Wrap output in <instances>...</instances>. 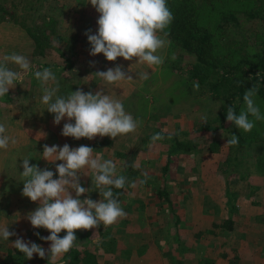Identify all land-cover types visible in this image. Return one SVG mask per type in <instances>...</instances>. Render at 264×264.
<instances>
[{
  "label": "rangeland",
  "instance_id": "1",
  "mask_svg": "<svg viewBox=\"0 0 264 264\" xmlns=\"http://www.w3.org/2000/svg\"><path fill=\"white\" fill-rule=\"evenodd\" d=\"M89 2L90 0H42L43 5L36 9L33 7V3L36 6L39 4L36 0H0V15L3 13L1 7L9 11L7 14L4 13L8 19L0 20V63H5L4 56L17 53L25 55L32 66L30 71L23 73L17 65L6 62L9 68L23 74V79L10 87L9 98L3 101L0 98V122L6 124L5 134L16 138L17 143L8 151H13V147L24 143L28 137L27 133L30 136L33 133L41 135L43 140L37 141L38 146L36 140L30 141V165H39L41 169L47 167L55 172V164L62 163V161L54 163L42 158L45 144L60 145V142L67 143L73 148L87 143L94 149V155L98 154L103 159L113 160L121 170L120 173L124 171L127 164L136 168L126 172L128 180L124 189L126 193L119 197L121 206L127 213L126 218L120 219L111 226L105 227L101 223L98 228H94L95 233L102 232L107 238L105 245L104 238L100 235L89 244L93 250H100L101 264H204V258L212 264H217V258L219 264L232 261L223 255L221 247L217 251V228L212 225L214 221H217V196L222 193L220 185L225 186V175H217V171L221 172L225 157L230 152V145L224 146L228 136L235 134L228 122L225 128L218 129L217 126L220 127L223 122L220 111L227 112V108L232 106V103L212 100L211 97L203 94L209 85L199 84V90H194L193 83L196 80L191 81L192 92L197 93L196 97L192 94L191 97L183 95L188 88L187 84L174 82L178 79L183 81V79L176 75V73L179 74L176 70L173 74L162 71L163 64L149 67L146 63H135L137 62L135 59L126 61L123 57H119L116 61H108L102 53L96 56L90 55L91 45L85 32L91 29L93 34L97 33L100 13ZM11 12L16 13V18L9 16ZM45 17L47 19L54 17V24L44 23ZM22 21L31 25L35 21L42 30L46 29V31L51 25L55 27L56 33L50 34L51 42L47 43L51 46H48L46 54L36 52L35 44L22 26ZM247 26L251 28L249 23ZM168 47L169 44L159 53L163 56L164 62L168 56ZM67 56L72 59V67L68 66L70 64L66 60ZM191 60L193 57L186 54L182 64L185 66ZM90 61H95L94 67L90 66ZM118 65H123L125 71L131 67L130 71L133 72L131 74L134 80L108 84L94 74ZM46 67L51 68L57 77L58 95H67L70 91L77 89H83L86 93L91 91L93 94L104 91L114 99H119L126 112L140 122L137 130L115 139L97 136L92 143L89 139L77 140L62 136V128L67 118L56 125L54 114L47 111V105H44L41 99L43 88L53 87L55 82L50 81L47 85H42L34 76L35 71H42ZM139 72H148L149 78L138 79L135 73ZM184 74L187 75V71H184ZM255 101L261 108L256 98ZM22 113L25 114V124L21 122L17 125L19 115ZM203 116L207 117L206 123L201 119ZM72 122L74 123V120ZM201 126L208 128L200 133L197 130ZM25 127L29 130L26 133ZM255 127L261 135H264V121H256ZM159 128L166 132L180 131L187 134H179L180 139L188 140V134H190V137L195 135L196 143L201 141L203 144L205 141L219 139L224 142V145L218 152H211L190 148L188 143L189 148L185 153H175L171 157L168 172L164 175L163 167L168 161L169 144L176 135L174 137L172 135L171 139L167 138L168 135H164L163 140L157 141L150 148L151 137ZM22 132L25 134L21 135ZM263 153L264 142L260 141L253 145L251 153L241 154L249 157V155L257 156ZM12 162L11 155L5 156V152L0 149L1 185L14 174L15 180L9 178L12 181L22 178L20 168L17 171L10 168ZM17 172L19 175L16 174ZM82 174L87 175L82 176L81 183L84 181L86 187L91 188V171L84 169ZM257 174L253 173L249 181H244L245 190L242 191V195L252 193L255 186L263 187L259 193L257 191L253 193L254 198L244 200L246 205L253 206L251 210L253 214H263V205L262 207L261 204L252 205L250 202L252 199L258 200L255 196L264 201V180ZM55 178H58V173ZM236 181L239 180L235 179L234 175L229 176V183H232V187L241 194L243 186L236 187L234 185ZM133 182L135 187L130 186ZM159 184L167 185L170 190L181 217L179 224H176L175 215L170 207L156 198V186ZM232 195V199L235 198V194ZM90 196L95 201L102 198L98 190L92 191ZM228 203L229 205L226 203L228 207L234 204L231 198ZM38 206L33 204L35 209ZM224 211L227 212V209ZM257 219L259 220L260 217ZM257 219L251 220L250 223ZM30 226L31 231H34L35 228L31 223ZM198 234L201 236L197 237ZM233 236L234 239L230 241L233 245H237L239 242L237 234ZM22 238L26 242L31 240L40 244L46 249L51 243L32 234ZM16 239V237L11 238L12 246ZM109 248L112 250L110 251ZM236 250L239 251V247ZM0 251H2L0 260L4 256L8 257L0 264H50L49 258H41L38 261V254H34V257L29 260L14 246L13 253L10 255L4 241L1 240ZM230 252L233 253L235 250ZM234 254L237 255L236 252ZM60 261L61 257L57 259L56 264H64Z\"/></svg>",
  "mask_w": 264,
  "mask_h": 264
},
{
  "label": "clouds",
  "instance_id": "2",
  "mask_svg": "<svg viewBox=\"0 0 264 264\" xmlns=\"http://www.w3.org/2000/svg\"><path fill=\"white\" fill-rule=\"evenodd\" d=\"M89 3L100 13L97 33L93 34L91 29L85 32L91 45L90 55L102 53L108 61H116L119 57L126 61L135 59V63H146L149 67L164 63V58L159 53L169 44L168 29L174 20L167 0H90ZM3 60L5 63H0V98L5 97L10 87L23 79V74L9 68L6 62L17 65L23 73L30 71L32 67L25 55L17 53L6 55ZM89 63L90 66H95V61ZM130 68L125 71L123 65H118L94 74L108 84H118L134 80ZM135 74L141 80L149 78L148 72ZM34 76L42 85L55 82V86L43 88L41 99L47 105V111L54 114L56 125L67 118L62 136L77 140H93L97 136L115 139L120 135L133 133L139 127L140 122L126 112L123 103L104 91L93 94L91 91L86 93L83 89H77L67 95H58L59 83L51 68L35 71ZM193 88L198 91L199 84L194 82ZM256 95L255 85L245 90L244 107L239 113L234 106L228 107L227 122L243 132H251L256 121H264V114L255 101ZM201 119L207 122L206 116ZM5 133L6 124L0 122V149H7L10 142L16 143L15 139ZM164 138L163 133L153 134L149 147ZM167 138L171 139L172 135L169 134ZM238 144L239 137L232 134L224 146ZM43 149V159L62 163L55 164L54 172L47 167L41 169L39 165H30V158H23L22 195L38 202L39 206L28 213L26 219L34 228H44L50 232L48 236L35 233L39 239L51 242L50 246L45 249L31 240L26 242L6 226L0 227V237L7 241L10 237L17 236L13 246L27 259L31 260L34 254H38L42 259L49 258L50 264H56L59 257L78 247L76 230L98 228L101 223L107 227L126 218L127 213L114 195L113 188L125 189L128 180L125 175L119 174L121 170L113 160L94 155V149L90 146L73 148L67 143L63 146L45 144ZM84 169L91 171V188L82 186L81 178L87 175L82 174ZM56 173L58 178H55ZM130 186L136 185L133 182ZM94 190H98L102 197L99 201L90 196ZM64 230L66 234L61 237L59 234Z\"/></svg>",
  "mask_w": 264,
  "mask_h": 264
},
{
  "label": "trees",
  "instance_id": "3",
  "mask_svg": "<svg viewBox=\"0 0 264 264\" xmlns=\"http://www.w3.org/2000/svg\"><path fill=\"white\" fill-rule=\"evenodd\" d=\"M36 1H39V4L36 6L33 3V7L39 9L43 5L42 0ZM167 4L174 15V20L168 29L170 32L168 56L163 63L162 71L167 74L178 71L179 74L176 73V75L181 76L184 82L180 79L174 82H182L183 85L186 83L188 86L183 95L191 97L192 94L196 97L197 93L192 92V82L196 80L198 84L209 85L203 94L208 95L212 100L232 103L239 113L244 107L245 90L255 85L257 87L255 98L261 105L260 111L264 113V0H167ZM1 9L3 13L0 15V20L8 19L5 14L9 11L4 7ZM15 14L11 12L9 16L16 18ZM53 18L45 17L44 23L53 25L55 22ZM248 23L251 28L247 26ZM21 24L33 40L36 52L46 54L48 46H51L47 42H51L50 34L56 33L55 27L51 25L50 30L46 31V29L42 30V27H39L35 21L33 25L26 21H22ZM186 54L192 56L193 60L188 61L184 66L182 59ZM66 60L70 64L68 66L72 67L71 57L67 56ZM184 71H187V75ZM8 98L9 93L2 100ZM226 114V111H220L223 122L220 127L217 126L218 129L226 127ZM231 127L239 137V144L230 145V152L225 157V163L223 162L224 167L221 172L217 173L225 175L226 189L224 191L229 200L230 198L232 200L231 196H233L229 187V176L235 174L240 179H246L253 173H258L264 179V153L257 156L249 155V157L242 155L251 153L255 143L264 142V135H261L256 127L251 132H243L234 124H231ZM206 128L208 127L201 126L197 131L201 133ZM228 130L230 131V128ZM155 133H163L166 136L171 134L173 137L176 135L169 144L168 161L163 167L164 175L168 172L171 157L175 153H185L189 148L188 143L190 148L211 152H218L224 145V142L219 139L205 141L203 144L201 141L196 143L195 135L190 137V134H188V140L180 139L178 135L183 133L180 131L172 133L159 128ZM135 169L127 164L124 171L119 174L126 176V172ZM113 192L118 199L126 193L124 189L115 188ZM155 196L170 207L175 215L176 224H179L181 217L167 185L156 186ZM231 209L235 210L237 206L233 205ZM232 224L233 220L229 218L221 226L231 228ZM212 225L215 228L219 227L217 221H214ZM98 235L103 236L105 245L107 238L102 232L95 233L94 229H90L76 233L78 247H74L62 256L64 264H101L100 250H93L89 247ZM196 236H201V234ZM109 250L111 251L112 248ZM204 264L212 263L204 258Z\"/></svg>",
  "mask_w": 264,
  "mask_h": 264
},
{
  "label": "crops",
  "instance_id": "4",
  "mask_svg": "<svg viewBox=\"0 0 264 264\" xmlns=\"http://www.w3.org/2000/svg\"><path fill=\"white\" fill-rule=\"evenodd\" d=\"M7 119L10 121V118L7 117ZM24 119H25V114L22 113L21 115H19V120H17L18 122L16 124L19 125L21 122L25 124L26 120ZM27 131L29 130L27 129V127H25L24 132L26 133ZM32 131L38 132L36 130H32ZM24 132H22L21 135L25 134ZM27 135L28 137L26 141L22 144L19 143V145L16 147H13V151H8V150L10 149L11 146H14L17 143L13 144L10 142L7 151L6 149H2L5 152V156L6 154L11 155L13 162L11 163L12 167L10 168L15 169L16 171L18 170V168H20L21 171L23 172L22 159L25 157L30 158L29 157L30 141L36 140V144L38 146L37 141L43 140L41 135L38 136L33 133H31V136L29 133H27ZM10 138L16 139L13 136H11ZM90 142L92 143L93 140H90ZM64 144L65 143L60 142V146ZM86 145L89 146L87 143ZM219 172L220 171H217V173ZM16 174L19 175L18 172ZM14 176L15 174L12 175L11 177L9 176V178H13L15 180L16 178ZM236 176L237 175L234 174V178L235 179L237 178V180L239 181H236L234 185L238 188H240L239 186H243L241 188V194L236 188L232 187V183H229V187L231 193L235 194V198H233L232 200L234 202L233 205H236L237 209L235 210L231 209L233 205L230 207L227 206V204L229 205L228 203L229 199H228V195H226L224 191L226 189L225 183H224L225 185L224 187L220 185L222 193L220 196H217V223L219 224V227H217V251L218 248L221 247L222 252H224L223 255L232 259V261L230 260L222 264H264V221H263L264 210H263V214L262 213L253 214V212L251 211L253 209V206H249L244 203L245 199L250 200L251 198H254L253 193H255L256 191L257 193H259L263 189V187H260L259 185L255 186V188H253L252 190V193L248 192L242 195V191L245 190L244 181H249V177H251L252 175L246 179H240L238 176L237 177ZM257 176L259 175L257 174ZM9 178L7 179L8 181L6 182L3 181V185H1L2 180L0 179V227H4V226L8 227L9 231L16 232L17 235L21 238L25 235H30V234L36 237L35 235L36 232H39L41 236L50 235V232L44 228H39V229L35 228L34 231H31L30 221L26 219V216L28 215V213L35 210L33 204H38V202H33L30 200V198L24 197L22 195V189L24 186L23 178L17 181H12ZM85 183L86 182L83 181L82 186L86 187ZM73 195L75 194L73 193ZM255 198L258 200L252 199V201H250L252 205L261 204V207L263 205L262 208L264 209V201L258 198V196H255ZM222 202H224L223 205ZM224 209H227V212H225ZM259 217L260 219L262 218L261 221L260 219L259 220L257 219ZM229 218L233 220V224H232L233 226L231 228L221 226L223 222ZM253 219L254 220L257 219V221L250 223L251 220ZM244 221L246 223H243ZM81 231H85V230L82 229L76 230V233ZM65 234H66V230L62 231L59 235H65ZM234 234H237V238L239 240V242H237L238 243L237 245H233L231 243L232 241H230L234 239L233 236ZM12 237L17 238V236H12ZM12 237H10L9 240L7 241H5L2 237H0V240L4 241V244L6 245V250L9 254L13 253V246L11 244L12 242L10 241ZM44 243L46 245V242ZM238 247H239V251L236 250ZM230 250L232 251L235 250L237 255L234 254L235 252L231 253ZM1 252L2 251H0V253ZM7 258H8L7 256L2 257L0 262ZM40 259L41 258L39 257L38 261H40ZM218 260L219 259L217 258V264H219ZM60 262L62 263L64 262L62 257Z\"/></svg>",
  "mask_w": 264,
  "mask_h": 264
}]
</instances>
